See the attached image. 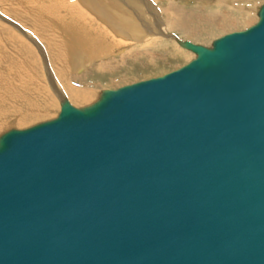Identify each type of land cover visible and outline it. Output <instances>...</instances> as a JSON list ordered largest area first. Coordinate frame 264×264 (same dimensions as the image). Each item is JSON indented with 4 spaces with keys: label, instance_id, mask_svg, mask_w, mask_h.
<instances>
[{
    "label": "water",
    "instance_id": "95a60500",
    "mask_svg": "<svg viewBox=\"0 0 264 264\" xmlns=\"http://www.w3.org/2000/svg\"><path fill=\"white\" fill-rule=\"evenodd\" d=\"M0 136V264H264V33Z\"/></svg>",
    "mask_w": 264,
    "mask_h": 264
},
{
    "label": "bare ground",
    "instance_id": "6f19581e",
    "mask_svg": "<svg viewBox=\"0 0 264 264\" xmlns=\"http://www.w3.org/2000/svg\"><path fill=\"white\" fill-rule=\"evenodd\" d=\"M0 1L7 5L14 17L25 20L30 28L38 32L41 41L46 44H43L47 47L45 51L48 50L51 56L48 75L53 78L55 73L58 78L54 77L58 81L63 80L62 82H72L71 79L68 80L67 68L75 67V62L83 66L100 57H112L115 44L129 43L133 46L137 43L140 49L136 54L140 52L138 56H142L145 50L152 62L156 56L151 49L153 47L160 48L162 56L188 58L194 54L196 58L197 53L187 44L212 48L225 36L250 30H260V33H264V1L261 4L262 10L260 7L259 21L252 25L257 12L255 9L262 0H30L31 3H28L29 0ZM190 1L197 2L193 9L185 7L184 3ZM245 26L249 27L245 31L236 30ZM3 46L0 42V52ZM168 47H171L173 52L170 48L167 50ZM22 50L15 47V50L0 57V106L8 101L11 107L17 106L15 111L0 109V135L7 131L10 122L16 123V126L27 125L43 114L51 115V108L57 106V101L54 103L48 95L50 93H46L47 85L42 78L38 81L34 77L31 62L28 64L21 60L25 58ZM117 64L119 65L116 61H110L102 65L97 64L96 67L106 71L108 68L112 70ZM39 71L37 74L40 76ZM65 82L61 85L62 88L54 83L60 101L71 100L78 105H88L97 99L95 91L90 92L89 89L79 93L81 90L77 91L76 86V89H73L70 83L65 85ZM49 88L51 90V86ZM5 97L8 99L5 100ZM34 102L37 104H33Z\"/></svg>",
    "mask_w": 264,
    "mask_h": 264
},
{
    "label": "rangeland",
    "instance_id": "374dc122",
    "mask_svg": "<svg viewBox=\"0 0 264 264\" xmlns=\"http://www.w3.org/2000/svg\"><path fill=\"white\" fill-rule=\"evenodd\" d=\"M26 1H28V0H25V2ZM45 1H49V0H45ZM263 1L264 0H262L260 2V4H258L256 9H255L257 12H256V16L253 19L252 25H256L259 21V15L261 12L260 7L262 10L261 4ZM29 2H30V0L28 1V3ZM196 3H197L196 1H190L189 3L187 2L184 4L186 5L185 6L186 8L193 9L194 5ZM12 15H13V13L10 12V10H8L7 5L4 4V2L0 1V33H2V35L5 36L4 37V36L0 35V42H1V44L4 45L2 47L1 52H0V57L5 56L6 53H8L11 50H15V47L17 49H23L22 52H23V55L25 54L24 55L25 58H21V60H23V61L25 60L28 64L31 62L30 66H31V68L33 67L31 70L33 71V75L35 74L34 77L37 80L38 79L41 80V78H42V81H44L45 84L47 85L46 93L51 94V95L50 94H48V95H49V97H51V99L54 101V103L57 101L56 102L57 104H55L57 106H55V107L53 106L54 108L53 107L51 108V111H50L51 115H49L50 117L43 114L42 117L36 118V120L33 121L34 123L30 122V123H27V125L24 124L22 126H19V125L16 126V123L10 122V125L8 126L7 131L10 129H13V128L14 129L27 128V127L33 126L35 124H38L40 122L55 118L58 115V113L60 111V106L63 102L60 101V99H58V97L56 95L57 89L56 90L54 89V87H55L54 83L59 88L60 87L62 88L61 85L65 82V81L62 82L63 80H61V79L58 81L56 79L57 75L55 73L53 74V78H52V76L48 75V72H49L48 69H51V64H50L51 61L49 59L51 56H50V54H48V50L45 51L47 49V47L43 46V44H45V43L43 42V40L41 41V38H40V35L38 34V32L34 31L32 28H30L31 26L28 23H25L26 22L25 20L22 21L20 18H17L16 16L14 17V15L13 16ZM7 20H8V22H7ZM22 22H24V23H22ZM27 24H28V26H27ZM248 28L249 27L246 28V26H245L244 28H240V29H236V30L245 31ZM26 30H27V32H26ZM30 30H31V33H30ZM33 32H35V33H33ZM231 32H226V34L231 33ZM10 37H11V40H10ZM16 37H17L18 41H17ZM17 42H19V43H17ZM7 43H8V45H7ZM12 44L15 46H13ZM18 44H19V46H18ZM22 45H23V47H22ZM28 45H30V47H27ZM138 45L139 44H137V43L133 46H132V44H129V43L128 44H121V45L115 44L113 46V50H112L114 53V54H112V57H109V58H105V57L101 58L100 57L98 60H96L98 62L91 61L90 63L84 64L83 66L78 65V63L75 62V67L72 66V68L70 67L71 69L67 68L69 71V72L67 71L68 72V76H67L68 80L71 79L72 82L67 81V82H65V85H69V83H70V85L73 87V89L76 86L77 89L76 88L75 89L77 91L81 90V92H79V93H82V92L87 91L89 89H90V92L95 91L94 94L97 97L96 100H98L101 97L104 90H115V89L122 87V86H125V85H129V84L137 83L140 81L148 80L151 78H155L158 76H162L166 73H169L173 70H176V69L188 64L189 62H191L192 60L195 59L194 54H193V56L192 55L188 56V58L187 57L182 58V56L175 57V56H170V55H164L165 56L164 57L160 54V52H161L160 48L156 47V49H155V47H153L151 49L153 50V53L156 54V56L153 58V60L151 62V60H149L150 58L147 57L148 53L145 52V50H144V55H142V56H138L140 54V52L138 54H136V51L140 49L139 48L140 45L139 46ZM45 46H46V44H45ZM4 47H5V49H4ZM20 47H22V48H20ZM141 48H142V45H141ZM169 48L171 50V47H168L167 50H169ZM4 51H6V52L4 53ZM122 52H124L125 56ZM171 52H173V51L171 50ZM28 53H30V56L28 55ZM16 61H17V59H16ZM110 61L111 62L116 61L117 63H119V65L117 64V66H115L112 70H108L110 68H108L106 71H101V70L97 69V67H96L97 64L102 65V64L109 63ZM34 66L37 68V70ZM92 67H94V68H92ZM38 71H39V74H41L40 76L37 74ZM36 76H38V77H36ZM54 76H56V77H54ZM53 79H55V81ZM48 85L51 86V90H50V88L48 89V87H49ZM65 85H64V88H66ZM64 88L62 89L63 93L65 92ZM57 92H58V90H57ZM52 93H54L56 96ZM85 93H87V92H85ZM96 93H97V95H96ZM64 94L66 95V93H64ZM4 99L6 100L8 98L5 97ZM96 100H94L93 102H95ZM68 102L77 108L88 106V105L93 103L92 102L88 105H78L71 100H69ZM33 104H37V103L34 102ZM18 105L20 107H23L21 104H18ZM44 108L46 109V107H44ZM44 108H43V110H44ZM0 109L15 111L17 109V106H16V108L11 107L10 101H8L7 103L2 104L0 106ZM48 109H49V107H48ZM45 111H47V109ZM40 113H42V112H40ZM5 132L6 131H4L3 133H5Z\"/></svg>",
    "mask_w": 264,
    "mask_h": 264
}]
</instances>
